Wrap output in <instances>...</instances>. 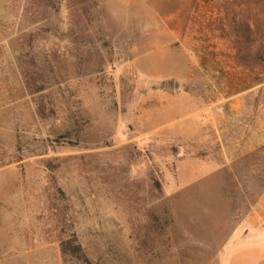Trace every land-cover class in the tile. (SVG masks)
<instances>
[{"label": "rangeland", "instance_id": "1", "mask_svg": "<svg viewBox=\"0 0 264 264\" xmlns=\"http://www.w3.org/2000/svg\"><path fill=\"white\" fill-rule=\"evenodd\" d=\"M0 264H264V0H0Z\"/></svg>", "mask_w": 264, "mask_h": 264}, {"label": "trees", "instance_id": "2", "mask_svg": "<svg viewBox=\"0 0 264 264\" xmlns=\"http://www.w3.org/2000/svg\"><path fill=\"white\" fill-rule=\"evenodd\" d=\"M39 2H44L45 4L47 3L48 5H53L55 3V0H38ZM45 9H47V6H43ZM36 103V112L40 117H43V104L39 102L38 100L35 101ZM73 236V235H72ZM75 237L73 238H66L63 241H60V248H61V253L63 255H68L70 257H74L80 262H87V259L84 255V252L81 249L80 244L76 241ZM73 243V244H72Z\"/></svg>", "mask_w": 264, "mask_h": 264}]
</instances>
